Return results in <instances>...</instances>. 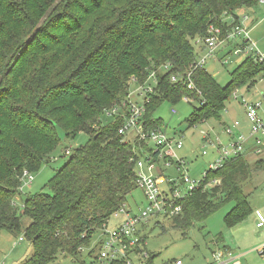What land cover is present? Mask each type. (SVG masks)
<instances>
[{"label":"trees","instance_id":"obj_1","mask_svg":"<svg viewBox=\"0 0 264 264\" xmlns=\"http://www.w3.org/2000/svg\"><path fill=\"white\" fill-rule=\"evenodd\" d=\"M259 2L0 0V228L30 243L33 254L22 264H58L61 254L79 257V247L137 187L136 161L151 147L118 133L120 115L101 121L104 109L126 100L131 76L143 83L156 72L155 90L143 101V130H162L154 111L163 101L196 102L189 127L219 120L232 91L255 84L264 61L252 54L231 71L226 86L204 67L191 74L194 89L182 77L196 58L194 36L202 41L209 25L224 34L238 23V10ZM228 15L229 24L223 21ZM172 74L178 81L170 80ZM58 129L67 138L86 132L89 140L49 179L51 194L21 199L24 172H37L50 161L60 144ZM252 155L259 154L248 148L216 169L208 167L199 185L178 201L181 212L170 217L174 226L186 231L229 201L234 206L227 223L243 219L251 209L242 185L264 167L261 159L249 161ZM213 180L218 182L208 186ZM23 216L30 219L26 227Z\"/></svg>","mask_w":264,"mask_h":264},{"label":"rangeland","instance_id":"obj_2","mask_svg":"<svg viewBox=\"0 0 264 264\" xmlns=\"http://www.w3.org/2000/svg\"><path fill=\"white\" fill-rule=\"evenodd\" d=\"M79 16L84 15L81 10H76ZM239 15H246L244 25L248 26L249 37L255 43L256 48L264 53V2H259L251 7L241 8ZM243 20V19H242ZM199 40L198 36H194L192 42L195 45L196 57L203 55L201 49L204 44ZM237 40L232 42L226 49L220 47L216 51L218 58L221 56L226 61L223 63L217 59H207L204 69L208 71L221 86H226L230 80L231 71L243 60L246 54H234ZM231 53H227V52ZM131 76L129 85V97L132 101H142V91L138 89V85L132 81ZM239 94L243 93V88H239ZM264 90V81H257L251 89V94L245 93L248 98H255ZM141 92V93H140ZM239 100H235L230 94L225 109L222 112L221 119L213 118L199 122L189 127L187 117L196 107V102L186 103L180 101L178 103H170L168 101L161 102L154 111V117L160 118L163 122L162 131L168 137L182 139V147L176 149V157H172V164L165 165L162 160L158 161L153 171L158 176V170L161 171L163 179L173 181L176 188L184 193L190 183H198L203 178V173L208 169L210 163L215 157V152L209 143L202 140L203 133H207L212 141H216V135L222 142H225V134L223 128L225 125H231L233 121H240V129L243 133L249 134L250 123L245 117L244 109L239 104ZM175 109V112H172ZM112 118L106 115L101 116L103 124L111 123ZM225 124V125H224ZM60 144L53 151L50 161L43 164L39 171L31 173L32 180L27 183V179H23L21 186L20 198L39 192L51 194L52 190L48 186L49 179L56 170L60 169L68 161L69 155L73 149L85 145L89 140L86 132H79L73 138H67L65 133L58 129ZM133 131L127 134L128 140H132ZM149 145L154 147L155 144L150 142ZM205 150L206 153L202 154ZM263 151V152H262ZM259 155L248 156L252 163L263 160L264 149ZM180 158L184 161V167L187 171L178 170L176 160ZM183 175H187L190 183L183 182ZM218 182V180H217ZM216 182V183H217ZM161 189H165L166 181L160 184ZM244 193L251 211L240 219L237 223L229 225L226 221V215L234 206L232 201L223 204L221 207L210 213L203 221H197L190 229L184 231L174 226L170 217L164 215L152 216L141 227L140 233L145 239V249L149 253L153 264H168L175 260H181L183 264H208L212 261V251L220 250L224 252L223 259L234 258L238 264H264V226L256 227L257 218L255 211L258 210L264 217V167L254 170L251 178L242 185ZM20 198L17 205L20 206ZM126 208L136 211L138 208L145 207L146 200L143 192L136 187L131 194L127 195L124 202ZM22 227H26L30 219L28 217H20ZM22 234L8 231L0 228V264H22L32 254L33 250L30 243L23 238L19 240ZM229 251L230 255L225 253ZM262 252V253H261ZM86 256L72 257L70 255L61 254L58 264H82L86 261ZM233 261H230L231 264Z\"/></svg>","mask_w":264,"mask_h":264},{"label":"built area","instance_id":"obj_3","mask_svg":"<svg viewBox=\"0 0 264 264\" xmlns=\"http://www.w3.org/2000/svg\"><path fill=\"white\" fill-rule=\"evenodd\" d=\"M260 2H264V0H260ZM246 19V15H240L238 23L233 25L229 30H226L224 34L220 27L215 25L208 26L207 34L202 40L204 44V49H202L203 55L195 58L190 64L188 71L182 77L186 81L188 89H194L191 80L193 71L203 67L207 59L219 60L223 58L222 56L220 58L217 57V49L220 47L226 49V47L231 46L232 42L236 40L237 48H235L234 54L242 52L246 55L252 54L259 62L264 61V53L256 48L255 43L249 37V27L243 24ZM223 21H227L229 24L233 21V18L229 15L224 16ZM223 61L226 60L223 59ZM162 68L164 71L168 70L169 63L164 64ZM178 79L179 77L175 74L170 76L171 81H178ZM132 81L142 91V101L140 103L132 101L129 93L125 101L104 109V114L107 116L120 115L122 117V126L117 130L119 134H125L127 137L129 131H133V137L138 140L144 141L148 145L150 142L155 144L154 147L149 145L151 147L150 151L146 152L143 157L138 158L136 161V185L142 190L146 205L145 207L138 208L136 211H131L130 208H126L125 203L121 204L110 215L108 220L96 229L90 237L88 244L79 247L80 256H86V259H88L83 261L82 264H148L150 255L145 249V239L140 233L141 227L152 216L164 215L172 217L180 214L181 204L178 201L189 190L199 185V182L193 183L192 181L190 183L191 181L188 176L183 175V182L190 184L186 191L181 193L173 181L162 179L161 176L153 174L157 161L162 160L167 166L172 164V157H176L175 150L182 147V139H176L173 136L168 137L159 128L142 129L143 101L147 93H153L155 90L157 83L156 72L151 71L143 83H138L136 78H133ZM257 81H264V71L257 77L255 84ZM254 85L251 88L242 87L244 91L241 94H239V88H235L231 93L235 100H239V104L244 109L245 117L250 123L249 134L241 131L239 120L233 121L231 125L227 124L224 126L223 132L227 138L225 143L220 140L218 135H216V141H212L207 133H203L202 140L209 143L215 152V157L209 165L210 169L220 167L226 159L238 153L246 152L248 148L252 149L254 153H261L264 147V90L256 94L255 98L245 96V93L251 94L250 91ZM197 93L200 94V91L197 90ZM187 99V97H184L185 101ZM145 100L148 101V98ZM172 112L174 113L175 109H172ZM205 153L206 151L203 150L202 154ZM154 156L157 157V161L154 160ZM176 163L178 170L187 171V167H184V161L180 158L176 160ZM204 175L206 173H203ZM23 179H27V183H30L32 176L30 173L24 172ZM165 181L167 188L161 189L160 184ZM216 182L217 180H213L207 185L210 186L216 184ZM256 216L258 219L256 227L262 228L264 226V217L259 212H256ZM211 254L212 261L208 264H229L230 261H233L231 264H238V261L234 260V258L223 259L224 252L220 250H215ZM225 255L229 256L230 252L227 251ZM168 264H183V262L178 259Z\"/></svg>","mask_w":264,"mask_h":264},{"label":"crops","instance_id":"obj_4","mask_svg":"<svg viewBox=\"0 0 264 264\" xmlns=\"http://www.w3.org/2000/svg\"><path fill=\"white\" fill-rule=\"evenodd\" d=\"M239 13H241V9L240 10H238V14ZM158 176H161V178L163 179V176L161 175V171L160 170H158ZM256 212H259L258 210H256L255 211V216H256ZM260 213V212H259ZM256 218H257V216H256ZM258 220V219H257Z\"/></svg>","mask_w":264,"mask_h":264}]
</instances>
